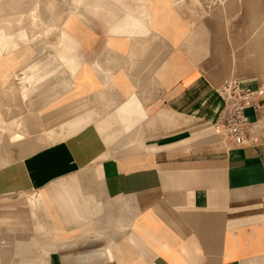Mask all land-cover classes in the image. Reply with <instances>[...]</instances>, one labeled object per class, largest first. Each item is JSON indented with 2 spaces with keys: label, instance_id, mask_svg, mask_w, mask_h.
<instances>
[{
  "label": "crops",
  "instance_id": "obj_1",
  "mask_svg": "<svg viewBox=\"0 0 264 264\" xmlns=\"http://www.w3.org/2000/svg\"><path fill=\"white\" fill-rule=\"evenodd\" d=\"M144 1L70 0L76 7L63 17L47 0L50 24L36 6L33 17H0V101L9 102L0 117L18 103L6 114L22 120L10 134L35 144L0 168V197L47 205L36 219L28 205L13 209L10 244L30 243L8 261L264 264V109L245 111L262 136L256 145L238 146L215 130L218 87L248 68L249 0H224L223 15L205 16L191 0H163L167 7L153 16L158 7ZM79 16L100 22V31ZM193 17H225V29ZM233 17H241L240 31L227 29ZM39 23L49 54L33 60L30 30Z\"/></svg>",
  "mask_w": 264,
  "mask_h": 264
},
{
  "label": "rangeland",
  "instance_id": "obj_2",
  "mask_svg": "<svg viewBox=\"0 0 264 264\" xmlns=\"http://www.w3.org/2000/svg\"><path fill=\"white\" fill-rule=\"evenodd\" d=\"M54 4H56L57 11L60 12L63 17L69 16L72 14V12L75 9V5H72L70 0H53ZM84 1V0H83ZM90 1H95V0H90ZM147 6V2L142 0ZM213 1V0H211ZM218 4L214 5L212 4L209 0H191V6L196 5V8L200 10V14L205 16L209 15L213 11H218L219 13H224V0H217ZM74 2V1H73ZM80 3L81 0H76L73 4L75 3ZM11 4V5H10ZM47 0L44 2H39L38 0H0V17H16L15 15L19 14H25V17H28V12L32 11V9L36 6L37 7V17L42 18V21L44 24H50V16L48 12L46 11L47 8ZM167 2H164L163 0H152L151 5L152 7H158L157 11H153V16H157L158 14H161L159 7L163 8L162 11L165 10L167 7ZM187 8V7H186ZM246 9V6H243V9ZM248 9V14L250 17L247 18H242L243 19V24L248 25V47H249V53H248V68L246 69V66L244 67L243 64V69L240 71V79H243V81L249 85L250 83H264V17H256V14L262 13L264 14V0L258 1V0H249V5L247 6ZM78 12L83 14V8L79 7ZM166 12V11H165ZM233 13H240L241 12V5L238 4V6L233 7ZM167 14H169L167 12ZM190 15H192L190 13ZM81 16V15H80ZM79 16V17H80ZM31 17V16H30ZM192 18V17H191ZM196 20H201L202 24H205L207 27L212 26L213 24L217 25H222L224 26L225 29V22L224 19L225 17H193V19ZM241 17H233L235 21L233 23H226V27H230V24H232L233 28L235 29L238 27V31H240V25L242 22ZM81 21L88 27L94 30H99L100 31V22L97 20H93L89 18L88 16L86 17H80ZM216 21V22H215ZM223 30V28H221ZM46 28H44V25H41L40 23L36 27H32L30 30V34L33 35L35 38L34 44L32 45L33 49V57L31 59L35 58H40L47 56L49 54L47 49H44V42L46 41L44 38V33ZM57 29H55L48 39H52L57 35ZM100 33V32H99ZM100 35V34H99ZM100 41V39H97ZM240 40V39H238ZM80 51V50H79ZM235 56V55H234ZM240 56V55H238ZM240 65V64H239ZM22 72V73H20ZM24 77V72L19 71V77L20 79L18 82H20V86L24 85L25 82L23 80ZM235 77V76H234ZM17 81H15L16 83ZM24 82V83H23ZM30 83L26 82V89H31ZM3 103L9 104L7 100H1L0 104ZM17 104H12L11 107H8L2 111L4 114L3 117H0V137L2 136H8V138H11V130L15 129V127H19L20 122L22 121L17 120L15 118L7 117L11 113V116L13 115L12 111L17 109ZM27 105V102L24 103ZM7 114V115H6ZM14 120V121H13ZM30 119L25 118V121H29ZM24 121V120H23ZM9 122V123H8ZM14 122V123H13ZM26 122V123H27ZM3 123V124H2ZM6 125V126H5ZM14 125V126H13ZM4 142L1 141L0 139V168H2L5 164H8L15 159H19L21 157L17 156V150L12 149L11 152H6L5 150L2 149V146ZM3 151V152H1ZM8 154V155H7ZM8 157V158H7ZM11 158V159H10ZM20 197V198H18ZM33 199L29 202L30 198H28L27 204H25V199L21 198V196H2L0 197V222L3 223L0 226V264H22V263H17L14 261H8V258H14L17 257V247L14 244H10V242H16L15 235H13L16 231V226L11 224V217H15L16 213L14 212L15 207L17 205L24 206L28 205V208L30 209V217L32 219L37 218V214L41 213V211L45 212V209L42 206L40 207L38 204L32 205L31 202L33 200H38ZM25 200V201H24ZM39 201V200H38ZM35 206V213L33 211V207ZM39 207V208H38ZM10 211H13V213L9 214ZM33 213V214H32ZM8 216L10 218L8 219ZM23 216V215H22ZM47 216V214H46ZM35 217V218H34ZM23 218V217H22ZM4 225L6 227H4ZM35 232H37L35 230ZM44 249L40 248L41 253H45L43 251Z\"/></svg>",
  "mask_w": 264,
  "mask_h": 264
},
{
  "label": "built area",
  "instance_id": "obj_3",
  "mask_svg": "<svg viewBox=\"0 0 264 264\" xmlns=\"http://www.w3.org/2000/svg\"><path fill=\"white\" fill-rule=\"evenodd\" d=\"M223 109L215 123L216 133L230 138L236 145H256L262 140L257 133V123H251L245 111L264 109V84L253 88L243 79L234 77L224 81L217 89Z\"/></svg>",
  "mask_w": 264,
  "mask_h": 264
},
{
  "label": "bare ground",
  "instance_id": "obj_4",
  "mask_svg": "<svg viewBox=\"0 0 264 264\" xmlns=\"http://www.w3.org/2000/svg\"><path fill=\"white\" fill-rule=\"evenodd\" d=\"M38 1H42V0H38ZM74 2L76 1V0H73ZM11 5V4H10ZM111 6V5H110ZM38 7V6H37ZM52 7V6H51ZM98 7H99V5H98ZM93 8V7H92ZM108 8H109V6H108ZM98 9V8H97ZM96 10V9H95ZM112 10H116L117 11V9H112ZM35 9H33L32 11H31V14H32V17L34 16V14H35ZM37 12V11H36ZM111 12V11H110ZM118 12V11H117ZM29 13V12H28ZM113 14V13H112ZM115 14H116V12H115ZM125 14V13H124ZM108 15V14H107ZM114 15V14H113ZM31 16V15H30ZM111 16V15H110ZM30 22V21H29ZM34 22V21H33ZM131 23V22H130ZM14 24V23H13ZM17 24V23H16ZM19 24V23H18ZM134 27V26H133ZM141 30V29H140ZM23 31V30H22ZM148 32V31H147ZM4 34V33H3ZM14 35V34H13ZM4 36V35H3ZM7 37H9V36H7ZM15 37V36H14ZM5 38V37H4ZM7 39V38H6ZM1 40V39H0ZM63 40V39H62ZM11 42V41H10ZM50 42H52V41H50ZM4 44V43H3ZM14 44V43H13ZM3 47V46H2ZM48 47V46H47ZM10 48V47H9ZM3 49V48H2ZM51 50V49H50ZM54 50V49H53ZM52 52V51H51ZM76 53V52H75ZM5 54V53H4ZM16 55V54H15ZM74 55V54H73ZM6 56V55H5ZM51 57L53 58V56L51 55ZM18 58V57H17ZM50 58V57H49ZM54 59V58H53ZM12 59L10 58V60L9 61H11ZM14 61V60H13ZM40 61V60H39ZM50 61V60H49ZM75 61V60H74ZM1 62V61H0ZM41 62V61H40ZM52 62V61H51ZM9 63H11V62H9ZM15 63H16V60H15ZM41 63H43V61L41 62ZM48 63V62H47ZM54 63V62H53ZM52 63V64H53ZM6 64H7V62H6ZM35 64H37V63H35ZM49 64H50V62L48 63V66H49ZM51 64V65H52ZM66 64V63H65ZM10 65V64H9ZM44 65V64H43ZM56 65H58V64H55V66ZM13 66H14V64H13ZM38 66V65H37ZM53 66V65H52ZM54 66V67H55ZM68 66V65H67ZM1 67V66H0ZM34 67V66H33ZM54 67H52V68H54ZM14 68V67H13ZM29 68V67H28ZM32 68V67H31ZM43 68V67H42ZM45 69V68H44ZM49 69H50V67H49ZM2 70V69H1ZM51 70V69H50ZM24 72H25V70H24ZM0 74H2V72L0 73ZM7 74V73H6ZM5 74V75H6ZM41 74V73H40ZM3 75V74H2ZM43 75V74H42ZM7 77V76H6ZM5 77V78H6ZM39 78V77H38ZM70 78H72V77H70ZM1 79V78H0ZM36 79V78H35ZM31 81V80H30ZM29 81V82H30ZM40 86V85H39ZM107 86V85H106ZM6 88V87H5ZM34 89V88H33ZM3 92V91H2ZM8 94V93H7ZM27 94V93H26ZM25 94V95H26ZM113 105V104H112ZM110 106V105H109ZM112 107V106H111ZM14 121V120H13ZM9 123V122H8ZM14 123V122H13ZM3 124V123H2ZM6 126V125H5ZM14 126V125H13ZM12 135V134H11ZM25 138V137H24ZM24 138L22 137V135L21 134H18V133H15V134H13L12 136H11V138H8V136L6 137V136H2V138L0 137V139H1V141H3L4 142V144L3 145H1L2 146V149L3 150H5L6 152H11L12 153V147H18V149H17V156L18 157H24V156H26V155H29V154H31L33 151H34V149H35V144L34 143H29L30 141H28V142H23V141H25L24 140ZM27 139V138H26ZM1 152H3V151H1ZM8 155V154H7ZM8 158V157H7ZM11 159V158H10ZM29 195V194H28ZM36 204H38L40 207H41V205H42V207H44V209L45 210H47V205H46V203H43V200H37V202H36V200H33L32 202H31V206L32 205H36ZM39 208V207H38ZM42 209V208H41ZM45 213V212H44ZM33 214V213H32ZM35 218V217H34ZM3 223H1L0 222V226L2 225ZM3 226V225H2ZM4 227H6L5 225H4ZM36 233L37 234H42V237H44V238H47L48 237V230L45 228V227H43L42 225H36ZM30 235V234H29ZM25 239V238H24ZM27 240V239H26ZM36 242V241H35ZM30 242H26L25 244V246L24 247H17V249H16V251L17 250H20V249H24V251L25 252H27V249L29 248L27 245L29 244ZM31 243H32V241H31ZM42 249H47L48 248V246H46V248H45V246L44 247H41ZM19 252V251H18ZM34 252V251H33ZM26 255V254H25Z\"/></svg>",
  "mask_w": 264,
  "mask_h": 264
}]
</instances>
